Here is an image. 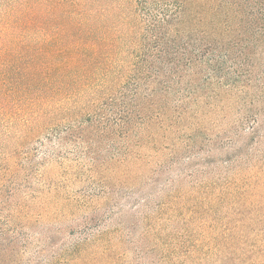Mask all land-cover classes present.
Returning <instances> with one entry per match:
<instances>
[{"label":"rangeland","instance_id":"1","mask_svg":"<svg viewBox=\"0 0 264 264\" xmlns=\"http://www.w3.org/2000/svg\"><path fill=\"white\" fill-rule=\"evenodd\" d=\"M217 90L77 153L0 135V264H264V100Z\"/></svg>","mask_w":264,"mask_h":264},{"label":"trees","instance_id":"2","mask_svg":"<svg viewBox=\"0 0 264 264\" xmlns=\"http://www.w3.org/2000/svg\"><path fill=\"white\" fill-rule=\"evenodd\" d=\"M263 72L264 0H0V135L18 151L129 141L219 88L263 101Z\"/></svg>","mask_w":264,"mask_h":264}]
</instances>
